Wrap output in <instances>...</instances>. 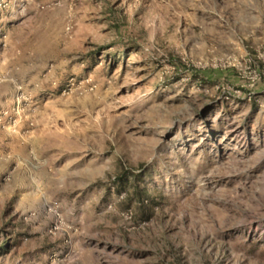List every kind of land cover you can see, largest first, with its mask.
I'll return each instance as SVG.
<instances>
[{"label":"rangeland","instance_id":"rangeland-1","mask_svg":"<svg viewBox=\"0 0 264 264\" xmlns=\"http://www.w3.org/2000/svg\"><path fill=\"white\" fill-rule=\"evenodd\" d=\"M15 3L0 264H264V0Z\"/></svg>","mask_w":264,"mask_h":264},{"label":"crops","instance_id":"crops-1","mask_svg":"<svg viewBox=\"0 0 264 264\" xmlns=\"http://www.w3.org/2000/svg\"><path fill=\"white\" fill-rule=\"evenodd\" d=\"M15 2H16V0L9 2V5H8L9 8L7 10L8 11L11 10V12L9 11V13H8L10 15V18H8V20L6 22L7 25H6L5 22H3L4 19H5L4 15H3L2 19H1V22H0V30H2L4 32H7V36L8 37L12 34L10 29L14 28L16 26L15 24L18 23V21L15 20V15H16V8H15L16 3ZM4 23H5V25H4ZM23 24H25V23H23Z\"/></svg>","mask_w":264,"mask_h":264},{"label":"built area","instance_id":"built-area-1","mask_svg":"<svg viewBox=\"0 0 264 264\" xmlns=\"http://www.w3.org/2000/svg\"><path fill=\"white\" fill-rule=\"evenodd\" d=\"M3 2L4 0H0V5H2ZM64 31L66 37H71L73 34V24L67 23Z\"/></svg>","mask_w":264,"mask_h":264},{"label":"trees","instance_id":"trees-1","mask_svg":"<svg viewBox=\"0 0 264 264\" xmlns=\"http://www.w3.org/2000/svg\"><path fill=\"white\" fill-rule=\"evenodd\" d=\"M0 248H6L5 244H3L2 246H0Z\"/></svg>","mask_w":264,"mask_h":264}]
</instances>
